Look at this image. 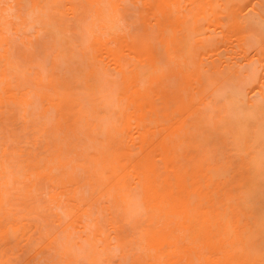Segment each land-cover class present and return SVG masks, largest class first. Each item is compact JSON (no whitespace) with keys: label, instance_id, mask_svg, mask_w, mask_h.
Listing matches in <instances>:
<instances>
[{"label":"bare ground","instance_id":"obj_1","mask_svg":"<svg viewBox=\"0 0 264 264\" xmlns=\"http://www.w3.org/2000/svg\"><path fill=\"white\" fill-rule=\"evenodd\" d=\"M180 2L0 0V246L28 237L31 200L54 231L40 240L56 238L34 264H264V73L237 109L200 59L221 42L247 52L257 32L264 69V0L256 19L250 0ZM70 13L85 25L65 44ZM18 127L45 151L11 146ZM22 250L0 248V264H33Z\"/></svg>","mask_w":264,"mask_h":264},{"label":"rangeland","instance_id":"obj_2","mask_svg":"<svg viewBox=\"0 0 264 264\" xmlns=\"http://www.w3.org/2000/svg\"><path fill=\"white\" fill-rule=\"evenodd\" d=\"M232 1L233 0H212V3L211 4H213V5H215L216 7L217 6H219V4L221 5V4H223V5H225V6H222L221 8H222V10L223 9H226L227 8V6H229L230 4H232ZM252 1V2H251ZM256 1L257 0H250V2L251 3H247L246 5H245V7L248 9H252V5L253 6H255V3H256ZM183 2V3H182ZM182 2H180V3H182V6L183 7H185V8H187L189 11H193V12H196V10H195V8H194V10H191V8H190V4L188 3V2H190V0H182ZM205 2V1H204ZM204 2H202V3H204ZM225 2H227V4H224ZM244 2L246 3V0H244ZM205 3H207L206 5L207 6H209L210 5V2H208V1H206ZM229 3V4H228ZM253 3V4H252ZM258 3V2H257ZM194 4V3H193ZM209 4V5H208ZM244 4V3H243ZM242 4V8H243V5ZM250 6H249V5ZM252 4V5H251ZM192 5V4H191ZM197 5H200V4H197ZM257 5V4H256ZM194 6H195V4H194ZM193 6V7H194ZM206 6V7H207ZM258 7H261L260 6V4H258L257 5ZM196 7V6H195ZM199 7V6H198ZM223 7H225V8H223ZM197 8V7H196ZM208 8V7H207ZM220 8V9H221ZM245 8V9H246ZM132 9V8H131ZM183 9V8H182ZM193 9V8H192ZM244 9V8H243ZM248 9V10H249ZM250 9V11H243V12H245L244 14L247 16L248 14L251 16V18L253 17H255V19H256V17L257 16H255L253 13H252V10ZM188 10H185V11H188ZM228 10V9H227ZM260 10H261V8H260ZM132 11V10H131ZM183 11V10H182ZM188 11V12H189ZM225 11V10H224ZM262 12H264V10H261ZM133 12V11H132ZM246 12H247V14H246ZM190 13V12H189ZM187 14V13H186ZM191 15V14H190ZM244 15V16H245ZM247 16V17H250V16ZM84 16V15H83ZM66 18V17H65ZM65 18H63L64 20L63 21H65L64 22V26H68L69 28H67V27H64L63 26V28H66V31H68V32H65V34L66 33H69V37L72 35V37H74L73 36V33H70V31L72 32H74L75 30L77 31V32H79L80 30L82 31V29H80V26H82L83 24L85 25V23H80V22H78V19H77V21H76V19H74V17L71 15V13L70 14H68V17L65 19ZM86 18H87V16H86ZM85 18V19H86ZM191 18V17H190ZM84 19V20H85ZM223 19V18H222ZM87 20V19H86ZM90 20V19H89ZM227 20V19H226ZM225 19H223L222 21H226ZM67 21H71L70 23H68ZM202 21H203V19H202ZM228 21V20H227ZM83 22V21H82ZM85 22V21H84ZM87 22V21H86ZM89 22L90 21H88V23L87 24H89ZM226 23V22H225ZM262 23V22H261ZM190 25H191V23H189ZM200 25H203V24H200ZM126 26V25H125ZM71 27H72V29H71ZM79 27V28H78ZM84 27H86V26H84ZM204 27V26H203ZM68 29V30H67ZM206 32H207V29H206ZM51 33H49V37H50V39H51V36L52 37H55L56 39H60L61 38V40L60 41H62L63 43H65L66 44V42H65V40H69L70 38H68V36H67V34L66 35H61V34H59V33H53V34H51ZM71 34V35H70ZM79 34V33H78ZM254 34H256V35H254L253 37H250V39H248V41H247V43H244V44H249L248 46H245V47H247V48H245V49H247V52L245 51H243V49H240V47H238V46H240V45H237V43L235 42V41H228V43H227V45L225 46V44L222 46L221 45V43H219L220 44V47L218 48V49H216V48H214V47H208V46H215L216 45V43H214L213 41H212V43L213 44H210V45H208L207 47L208 48H206V49H204V51L203 52H201V56H200V59L202 60L201 61V65H203L204 67H203V71H205L204 72V74H206V75H204V77L205 76H208L207 78H208V80L210 79L211 80V82H207L206 80V82L210 85V86H206L207 88H209L210 89V91L211 92H209L208 90V92L209 93H213V92H216V93H221L220 91H223V90H225V87H223V86H226V85H228V84H230V85H228L229 86V89H228V91H225L226 92V94L230 97L231 96V94L235 97V95H238L236 92H234V90H232V88H234V89H240V93L242 92V94H241V96L240 97H242V98H240L239 96H236V98H234L233 96H231L232 98H229V99H227L228 97L227 96H225L226 94H225V92H224V94H223V97L225 96V98H226V100H230V99H233V100H230V101H232V102H234V103H236L237 105H238V108L237 109H242L243 108V106H246L245 104H242V103H246V101L244 102V98L247 96H249V94H251V93H249L248 94V92H250V90H249V88L250 87H252V85H250V83L252 84V82H249V80H251V78L252 77H255L256 76V78L258 79V76L259 77H261L262 76V74H261V71L260 70H262V72L264 73V69L262 68H260V69H258L259 68V65H260V62H259V58H258V55H257V53H256V51H259V46H261V42L259 43V41H262V37H259L258 35L259 34H257V32H254ZM59 35V36H58ZM60 35H61V37H60ZM63 36L65 37V38H68V39H65L64 40V38H63ZM83 36V35H82ZM218 36H222V34L221 35H218ZM256 36H258V37H256ZM49 37H48V40H50L49 39ZM60 37V38H59ZM76 37V36H75ZM80 38V37H79ZM219 38H221V37H219ZM75 39V38H74ZM258 39H260V40H258ZM252 40V41H251ZM52 41H53V39H51L49 42H51L52 43ZM75 41V40H74ZM215 42H217L216 40H214ZM245 41V42H246ZM250 41V42H249ZM254 41V42H253ZM77 42V41H76ZM249 42V43H248ZM218 43V42H217ZM240 44V43H239ZM70 45V44H69ZM68 46V45H67ZM222 46V47H221ZM217 47H218V45H217ZM240 50H239V49ZM256 48L258 49V50H256ZM256 50V51H255ZM247 53V54H246ZM247 55V56H246ZM213 64V65H212ZM215 64V65H214ZM214 66H216L217 67V71H214L215 69H214ZM210 67V68H209ZM211 67H212V69H211ZM209 69H210V71H211V73H213V72H216V73H219V74H221V75H219V74H216L217 75V77H219V80H212L211 78H213V77H210V76H213L214 74H210V72H209ZM260 72H258V71ZM213 71V72H212ZM254 73H256L257 75H255ZM109 74V73H108ZM260 74H261V76H260ZM254 75V76H253ZM111 76V75H110ZM107 77V76H106ZM214 77L216 78V76L214 75ZM222 77V78H221ZM244 77H247L246 79L244 78ZM108 78H110L109 76H108ZM108 78H106V79H108ZM255 78V79H256ZM111 79V78H110ZM109 79V80H110ZM113 79V78H112ZM111 79V80H112ZM220 79L222 80L221 82H223V84L221 83V82H219L220 81ZM225 79H226V81H225ZM230 79V80H229ZM253 79V78H252ZM224 80V81H223ZM114 81V80H113ZM229 81V82H228ZM236 81V82H235ZM205 82V83H206ZM216 82V83H215ZM225 82V83H224ZM233 82H235L236 84H237V86H236V84L234 83V85L236 86V88H235V86H233ZM249 82V83H248ZM111 83H112V81H111ZM110 83V84H111ZM206 83V84H207ZM218 83H219V85L220 86H222V88L220 87V88H218L219 87V85H218ZM228 83V84H227ZM240 83V84H239ZM246 83H247V85H246ZM113 84V83H112ZM111 84V85H112ZM216 84V85H215ZM242 84V85H241ZM253 84H255V83H253ZM108 85H109V81H108ZM238 85H239V87H238ZM250 85V86H249ZM110 86V85H109ZM215 86H218V87H216V89H220L219 91L218 90H216L215 89ZM240 86H241V88H240ZM111 87V86H110ZM112 87H113V85H112ZM211 87V88H210ZM227 87V86H226ZM231 87V88H230ZM224 88V89H223ZM245 88H246V90H245ZM226 89V90H227ZM236 89V90H237ZM231 90V91H230ZM227 92H229V93H227ZM235 94H234V93ZM247 94V95H246ZM240 95V94H239ZM221 96H222V94H221ZM220 98L219 97V99H221L222 101H223V103H225L226 102V105L227 104H229V102H227L224 98ZM238 97H239V101H238ZM215 99V98H214ZM236 99V101H234ZM241 99H243V100H241ZM213 100V99H212ZM238 102L240 103V104H242V106L241 107H239L240 105L238 104ZM213 105V104H212ZM234 105V104H233ZM233 105H230L229 104V106H230V110L232 111V112H234L235 114H237L236 113V111L237 110H233V108H235ZM227 107H228V105H227ZM233 107V108H232ZM208 110H209V108H208ZM244 110V109H243ZM243 110H241L242 112H245V111H247L246 109L243 111ZM257 110V109H256ZM262 110V109H261ZM260 110V111H261ZM230 111V112H231ZM253 111V110H252ZM207 114H209L208 113V111H205ZM231 112V113H232ZM240 112V111H239ZM241 113V112H240ZM248 113V112H247ZM212 114V113H211ZM255 114H257L255 117H254V119L255 120H257V117H258V115H259V110L258 111H256V113ZM210 115V114H209ZM218 112L217 113H215V118H217L218 116ZM228 115H229V113H228ZM240 115V114H239ZM264 115V114H263ZM204 117H206L207 119V122H209V121H212V123H213V125H212V123H211V125H212V127L214 126V121L216 120H218V118L217 119H215L214 117H212L213 119H209L206 115H203ZM211 116V115H210ZM217 116V117H216ZM237 115H235L234 117H236ZM240 116H242V114L240 115ZM260 116H261V114H260ZM259 116V117H260ZM229 117V116H228ZM233 117V118H234ZM258 117V118H259ZM235 119V118H234ZM241 119H242V117H241ZM261 119V118H260ZM232 120V122L234 121L233 119H231ZM261 120H263V118L261 119ZM256 123V122H255ZM246 124H248V123H246ZM245 124V125H246ZM253 124V123H252ZM208 126V125H207ZM248 127H252V126H248ZM23 129H24V127H23ZM247 129V128H246ZM20 130L22 131V128L21 129H19V127H18V130H17V132L19 133V142H17V141H15L14 143H10L11 144V146L13 145V146H15L16 148L15 149H17L18 151H19V153L20 154H22L24 157H28L29 156V153H31L32 155H40V154H42V152H44L45 151V148H44V146H45V143L43 142V140L40 138V135H39V133H38V131L35 129V128H28L27 130H24V131H22V132H20ZM249 131V130H248ZM17 133V134H18ZM16 134V135H17ZM17 136V137H18ZM16 137V136H15ZM214 137H215V133H214ZM218 137V136H217ZM220 137V136H219ZM229 138V137H228ZM215 139V138H214ZM214 139H212V140H214ZM220 139V138H219ZM222 139V138H221ZM217 141V140H216ZM216 143V142H215ZM219 143H220V145H222V141L220 140L219 141ZM218 144V143H217ZM216 144V145H217ZM211 145H215L214 143L212 144L211 143ZM219 145V144H218ZM13 150V149H12ZM23 153H22V152ZM24 157H22V158H24ZM53 194V193H52ZM39 197L41 196V195H38ZM44 196V197H43ZM38 197V198H39ZM42 198H44V199H42V201L43 202H41L43 205L44 204H46L47 202V200H45V195L43 194L42 196H41ZM41 197L39 198V199H41ZM28 199H30V198H28ZM38 199V200H39ZM46 199H47V197H46ZM27 201H31V200H26V201H24L25 203H26V205H28V206H33L31 209L33 210V208H34V206L35 205H31V202L29 203V204H27ZM36 201H37V199H36ZM23 202V201H22ZM23 202V203H24ZM38 202V201H37ZM37 202H36V205H37V207H38V204H39V202H38V204H37ZM46 202V203H45ZM23 203H21V204H23ZM39 204L40 205V207L41 206H43L42 204ZM24 205V204H23ZM26 205H24V207L23 208H25L27 211H28V213L29 212H31V211H29V210H31V209H27V208H29V207H27ZM44 206H46L47 207V205H44ZM20 207V206H19ZM18 207V208H19ZM22 207V206H21ZM36 207V206H35ZM22 209V208H21ZM35 209V211H36V208H34ZM41 210H39V208L37 209V211L39 210V212H34L32 215H31V213H29L30 214V216H29V214L27 213V219H26V221H24V222H26V225H28V227H29V229L27 228V231L29 232V235H28V237H26V238H24V239H22V241L23 240H25V241H23V242H18L17 240H15L13 237H10L9 238V240H8V243H3L1 246H0V248L3 250V249H6L7 247H14V246H16V245H18V246H20L21 248H23V250H22V252L21 253H23L24 254V256L26 255L27 256V258L28 257H31L32 258V261H33V264H34V262H36V260L38 259V258H41V256H40V252H39V248H40V246H38V244L40 245V243H45L46 244V242L48 243V241L50 240L49 238H51L52 240H54V241H56V238H54V237H44L43 238V240L41 241L40 240V234L41 233H44V232H46V231H48V233L49 234H51V232L53 231V227H52V224H51V222L50 223H48V217H47V219H46V217L45 216H49L50 214H49V211L48 212H45V211H43V209L44 208H40ZM18 210V209H17ZM45 210V209H44ZM23 212V211H22ZM42 212H45L47 215H45V213L44 214H42ZM18 213V212H17ZM25 213V212H24ZM24 213H22V214H24ZM37 213V214H36ZM41 213V214H40ZM16 214V213H15ZM21 214V213H20ZM20 217H21V215H19ZM25 216V214L24 215H22V217H24ZM138 217V216H137ZM51 219V218H50ZM19 220V219H18ZM22 220V219H21ZM24 220V219H23ZM50 221V220H49ZM136 223V222H135ZM25 224V223H24ZM131 225V224H130ZM130 225H128V226H126L125 225V227H126V229L128 230H130L131 229V227H132V225L130 226ZM129 227V228H128ZM57 229V228H56ZM55 230V229H54ZM54 232V231H53ZM46 235H47V233H46ZM44 236V235H43ZM42 238V237H41ZM46 239V240H45ZM50 242V241H49ZM21 243V244H20ZM42 245V244H41ZM53 246H55V245H53ZM17 248V247H16ZM9 249H11V248H9ZM14 249V248H13ZM18 249V248H17ZM24 249H28V250H24ZM41 249V248H40ZM15 251V250H14ZM14 251H13V254H14ZM19 252H20V249H19ZM18 254V253H17ZM15 255V254H14ZM20 255V254H19ZM19 255H16L17 256V258H18V256ZM22 256V255H21ZM20 256V257H21ZM19 257V258H20ZM23 257V256H22ZM30 258V259H31ZM35 258H37L36 260H35ZM12 259H15V258H13V257H11V260ZM23 259V258H22ZM20 260V259H19ZM82 261H85L86 262V260H82ZM81 261V262H82ZM12 262H16V261H12ZM23 262V261H22ZM85 262H82L83 264H86ZM17 263V262H16ZM19 263V262H18ZM21 263V262H20ZM30 264H32V262L30 263ZM184 264H192V262H185Z\"/></svg>","mask_w":264,"mask_h":264}]
</instances>
